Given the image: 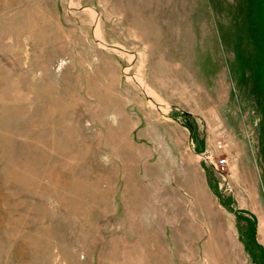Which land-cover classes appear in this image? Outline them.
Masks as SVG:
<instances>
[{
  "label": "rangeland",
  "instance_id": "1",
  "mask_svg": "<svg viewBox=\"0 0 264 264\" xmlns=\"http://www.w3.org/2000/svg\"><path fill=\"white\" fill-rule=\"evenodd\" d=\"M249 220L264 0H0V264H264Z\"/></svg>",
  "mask_w": 264,
  "mask_h": 264
},
{
  "label": "trees",
  "instance_id": "2",
  "mask_svg": "<svg viewBox=\"0 0 264 264\" xmlns=\"http://www.w3.org/2000/svg\"><path fill=\"white\" fill-rule=\"evenodd\" d=\"M248 238L250 239L249 242H244L246 245V248L248 249V251L250 252V247L251 245H256L257 249H260V251H263L264 254V248L261 247L257 242H256V226H255V222L254 221H250L248 222ZM264 256V255H263ZM254 262H256V259H254Z\"/></svg>",
  "mask_w": 264,
  "mask_h": 264
},
{
  "label": "built area",
  "instance_id": "3",
  "mask_svg": "<svg viewBox=\"0 0 264 264\" xmlns=\"http://www.w3.org/2000/svg\"><path fill=\"white\" fill-rule=\"evenodd\" d=\"M226 162L224 161V162H222V165H224Z\"/></svg>",
  "mask_w": 264,
  "mask_h": 264
},
{
  "label": "bare ground",
  "instance_id": "4",
  "mask_svg": "<svg viewBox=\"0 0 264 264\" xmlns=\"http://www.w3.org/2000/svg\"><path fill=\"white\" fill-rule=\"evenodd\" d=\"M139 85H140L141 87H143V85H142L141 83H140Z\"/></svg>",
  "mask_w": 264,
  "mask_h": 264
}]
</instances>
